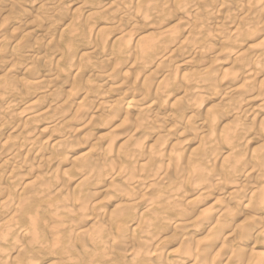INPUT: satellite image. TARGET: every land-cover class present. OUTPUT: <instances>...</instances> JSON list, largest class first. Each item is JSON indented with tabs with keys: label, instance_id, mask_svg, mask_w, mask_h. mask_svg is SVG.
<instances>
[{
	"label": "bare ground",
	"instance_id": "obj_1",
	"mask_svg": "<svg viewBox=\"0 0 264 264\" xmlns=\"http://www.w3.org/2000/svg\"><path fill=\"white\" fill-rule=\"evenodd\" d=\"M127 1L0 0V264H264V0Z\"/></svg>",
	"mask_w": 264,
	"mask_h": 264
},
{
	"label": "rangeland",
	"instance_id": "obj_2",
	"mask_svg": "<svg viewBox=\"0 0 264 264\" xmlns=\"http://www.w3.org/2000/svg\"><path fill=\"white\" fill-rule=\"evenodd\" d=\"M81 1H82V0H77V1L75 0V3H76V2L79 3V2H81ZM108 1L111 2V1H113V0H111V1H110V0H107V2H108ZM175 1H176V0H174V1L172 0L171 2L173 3V2H175ZM127 2H128V5H130V3L132 2V0H130V2H129V0H128ZM136 2H138V3H136ZM135 3H136V4H135ZM133 4H134V5H131L132 8H134L135 5L138 6V5H139V0H134V1H133ZM174 4H175V3H174ZM73 6H74V5H73ZM75 7H76V6H75ZM134 9H135V8H134ZM22 10H23V8H21V11H22ZM25 10H28V9L24 8V11H25ZM74 10H75V9H74ZM24 11H22V12H20V13H23ZM28 13H29V12H28ZM30 13H31V16L36 15L35 12H34V13L30 12ZM30 13H29V15H30ZM175 22H177V20H174L171 24H173V23H175ZM139 33H142V30H140ZM110 37H111V36H110ZM110 37H109V38H110ZM261 37H262V38H261ZM261 37L258 36V38H256V40H254V45H255V46L260 47V46H258V44H259V45H260V44H261V45L263 44L262 41H264V35H263L262 33H261ZM113 39H114V40H113ZM260 39H261V40H260ZM109 40H110V41H109ZM109 40H108V41H109V43H110V45H111V43H113V41L115 42V41L117 40V37L115 38V37L112 36ZM14 41H15V40H14ZM12 43H13V42H8L6 46H7V47H10L11 45H12V46L15 45V44H12ZM109 43H108V44H109ZM81 44H82V43H81ZM80 46L82 47V45H80ZM108 47H109V45H108ZM261 47H262V46H261ZM84 51H85V50H84ZM84 51H83V52H84ZM85 52H86V51H85ZM20 53H21L20 51L17 52L18 55H19ZM81 54H82V53H81ZM20 55H21V54H20ZM20 57H21V56H20ZM22 57H23V53H22ZM22 57H21V58H22ZM22 60H25L24 57L22 58ZM1 67H3V64H2V65L0 64V68H1ZM2 69H3V68H2ZM2 69H0V70H1V72H0V79H2V78H3V79H2V81L0 80V84H2L3 82L5 83V81H6V82L9 81V79L5 78V76H6V77H9V76H10L11 78H13V76H15V77H18V76L21 77V76H23V74H21V73H23V72H21V73L18 72V71H17V68L12 69V71L14 70L13 73H11V72H10L11 70H10V71H9L10 75L8 74V76L6 75V74L8 73V72L6 73V71H7L9 68H5V69H3V71H2ZM18 69H19V68H18ZM1 73H2V74H1ZM12 74H14V75H12ZM15 74H17V75H15ZM1 76H2V78H1ZM11 78H10V79H11ZM5 79H6V80H5ZM66 79H68V80H69L68 82H70V79H71V78L69 79V77H68V78H66ZM71 80H72V79H71ZM110 85H111V84H107L106 86H104V87L102 88V90H107V89H105V88L110 87ZM122 104L125 106V105H127V102H126V104H125V103H122ZM122 118H123V119H122ZM122 118H121V119H122V122H126V121H127V119L125 118V116L122 117ZM124 118H125V119H124ZM119 119H120V118H119ZM121 119H120V120H121ZM122 122H121V123H122ZM93 132H94V134L90 132V133L92 134L91 137H89L90 139L92 138V139H95V140H96L97 137H99L100 135H103V134H104V132H97V133H96L95 131H93ZM95 134H96V135H95ZM89 135H90V134H89ZM92 139H91V140H92ZM154 139H156V138H152V139L150 140L152 144L155 142V141H153ZM92 141H94V140H92ZM0 184H1V182H0ZM98 194H100V195H98L97 197H101V198H102V197H103V198H106L107 195H109V194H106V193H100V192H99ZM103 194H104V195H103ZM205 197H206V196H205ZM217 197H218V196H217ZM217 197L214 198L213 196L209 195V196L207 197V200H205V201H206V203L208 202V203L210 204V203L216 202V200H217L216 198H217ZM107 198H108V197H107ZM218 198H220V197H218ZM219 200L221 201V199H219ZM222 200H223V199H222ZM139 209H140V208H139ZM139 209H136V213H134V215L136 214L135 216L139 217V215H140V216H145V215L147 214L146 211H145L144 209H142V210H141V209L139 210ZM138 211H139V212H138ZM143 211H144V212H143ZM138 213H139V214H138ZM141 214H142V215H141ZM58 253H59V252H58ZM58 253L55 254V256H54V254L52 253V254H47V256H46V254H45V255H42L41 257H38V258H39L38 260H40V261H37V264H39L38 262H40V264H53L54 262H55L54 264H75L76 261H75L74 258L72 259V257H69L72 261L74 260L75 262H72V261L70 262V259L67 258V256H68L69 253H61V254H58ZM63 254H64V255H63ZM56 255H57V256H56ZM59 255H61V256L63 255V256H64V260H66V261L64 262V260H63V262L60 263V262H59V261H60L59 259H60V258L63 259V257H58ZM70 255H71V254H70ZM70 255H69V256H70ZM45 256H46V257H45ZM48 256H49V257H48ZM51 257H52V258H51ZM42 258H43V260H41ZM65 258H66V259H65ZM57 259H58V260H57ZM68 259H69V260H68ZM57 261H58L59 263H57ZM61 261H62V260H61ZM69 262H70V263H69ZM83 263H84V262H76V264H83ZM84 264H86V263H84Z\"/></svg>",
	"mask_w": 264,
	"mask_h": 264
}]
</instances>
